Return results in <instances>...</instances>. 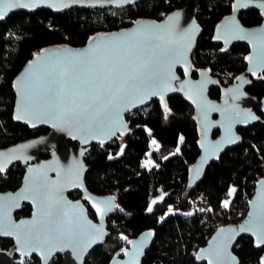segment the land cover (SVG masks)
Here are the masks:
<instances>
[{
  "label": "trees",
  "instance_id": "16d2710c",
  "mask_svg": "<svg viewBox=\"0 0 264 264\" xmlns=\"http://www.w3.org/2000/svg\"><path fill=\"white\" fill-rule=\"evenodd\" d=\"M186 5V0H141L125 7L103 4L59 12L20 9L0 21V147L49 132L46 127L30 129L15 120V80L41 51L61 45L83 47L98 34L124 30L141 19H163ZM234 12V0H200L196 12L203 31L191 56V75L198 78L200 72L207 71L216 78L217 85L210 88L215 99L248 69L249 44L239 42L224 49L213 41L219 22ZM239 16L247 27L263 22L259 9L240 11ZM178 72L186 75L184 69ZM248 92L262 98L264 79H254ZM127 120L132 126L130 133L106 145L93 144L85 157L88 189L99 195L115 193L120 204L107 222L111 238L93 248L86 264H110L114 255L146 231L155 239L141 264H198L197 251L217 229L213 220L233 187L236 199L241 200L244 192L252 195L257 181L264 177V122L241 127L242 144L225 149L192 187L190 171L200 158L202 134L198 112L186 95L176 93L164 102L154 99L131 112ZM218 135L215 131L213 136ZM24 173L23 164L0 172V192L18 189ZM200 191L205 195L203 205L197 207L195 197ZM70 195L78 199L82 194ZM161 195L163 199L156 200ZM22 208L18 217L31 214L29 204ZM92 216L96 217L93 212ZM1 242L5 249L13 245L9 239ZM234 252L241 264H259L264 248H256L246 236L236 242ZM62 259L59 254L50 264H62ZM13 263L42 264L38 256Z\"/></svg>",
  "mask_w": 264,
  "mask_h": 264
},
{
  "label": "water",
  "instance_id": "95a60500",
  "mask_svg": "<svg viewBox=\"0 0 264 264\" xmlns=\"http://www.w3.org/2000/svg\"><path fill=\"white\" fill-rule=\"evenodd\" d=\"M139 1L141 0H13L14 6H8L4 18L0 21L20 9L30 12L50 9L59 12L70 7L103 4L125 7L135 5ZM186 2L185 7L170 12L163 19H141L124 30L98 34L83 47L73 45L50 47L41 51L18 74L15 80L18 98L15 120L30 129L46 127L49 132L38 138L21 140L6 148L0 147V167H3L1 173L7 172L16 164L25 166L20 187L16 190L0 192V218L3 220V227H0V264H14L15 261L19 262L31 256H38L42 264H50V261L59 254L63 256L62 264H86V258L93 248L103 245L111 238V230L107 222L120 207L118 195L115 193L99 195L88 189L86 178L89 164L85 161V157L93 144L106 145L120 138L121 135L130 133L132 126L127 117L141 106L150 104L154 99L164 102L167 97L178 93L186 95L197 110L202 134L199 141L201 154L190 171L189 183L192 187L199 183L209 163L219 161L225 149L242 144L238 129L260 121L256 108L264 111V97L259 100L247 91L246 86L250 84L252 76L256 77L264 72V56H261V52L264 51V0H234L236 12L226 16L215 28L213 41L224 45V49L231 48L239 42L249 44L251 48L247 71L239 76L237 82L223 88L219 99L210 95V88L218 83L216 78L207 71L200 72L198 78H193L191 75V56L197 40L202 35L203 27L196 13L200 0H186ZM249 8L261 10L263 22L258 26L247 27L241 21L239 12L247 11ZM169 17L172 19L169 20ZM161 27L170 30L176 40L186 43L187 50L182 56L167 60L161 67L164 78L151 90L141 93L142 98L131 97L127 102V108L120 106L119 115L103 130L85 132L75 123L50 120L36 112L30 103L25 101L22 93L26 94L31 88L35 75L43 76L72 59V54L95 47L98 43L101 48L113 46L121 43L114 40V37L138 30L143 33L158 32ZM179 69L185 70L184 77L179 74ZM215 131L219 133L217 138L213 137ZM40 180L47 182L54 194L56 206L64 208L70 216L79 220V231L76 234L49 239L47 229L42 223L47 219L45 215L47 209L41 208L34 192V184ZM262 182L264 177L255 185V194L244 221L217 228L206 245L197 251L196 255L201 257L197 258L198 264H236V262L241 264L234 247L242 237H251L256 248L264 247V243L257 242L260 229L254 226L253 217L250 216V213L264 204ZM71 192H80L82 195L78 199H73ZM25 204L32 207L31 214L18 217ZM92 212L96 217L92 216ZM242 227L251 230L240 231ZM221 229L224 231H220ZM28 232H39L43 243L38 246L27 239ZM3 239L13 241V245L5 249L2 247ZM154 239V235L149 231L138 235L125 249L114 255L110 264H141ZM262 261L264 254L260 264Z\"/></svg>",
  "mask_w": 264,
  "mask_h": 264
},
{
  "label": "snow or ice",
  "instance_id": "6c2138e0",
  "mask_svg": "<svg viewBox=\"0 0 264 264\" xmlns=\"http://www.w3.org/2000/svg\"><path fill=\"white\" fill-rule=\"evenodd\" d=\"M8 6H14L13 0H0V19L4 18ZM113 39L121 43L104 48L98 43L95 47L72 54V59L43 76L35 75L31 88L26 94L22 93L25 101L50 120L75 123L85 132L103 130L119 115L120 106L127 108L131 97L142 98L141 93L159 83L164 78L162 65L171 58L182 56L188 47L164 27L158 32L138 30ZM261 56H264V51ZM2 171L3 167H0ZM34 192L41 208L47 209V219L42 223L49 239L74 235L79 231V220L56 206L54 194L46 181H36ZM227 206L228 201H225L224 207ZM250 216L254 226L260 229L257 242L264 243V204ZM0 227H3L2 218ZM26 237L38 246L43 243L39 232H28Z\"/></svg>",
  "mask_w": 264,
  "mask_h": 264
},
{
  "label": "built area",
  "instance_id": "2783aa9c",
  "mask_svg": "<svg viewBox=\"0 0 264 264\" xmlns=\"http://www.w3.org/2000/svg\"><path fill=\"white\" fill-rule=\"evenodd\" d=\"M255 190L253 191L252 195L244 192V196L241 200L236 199L235 192L229 195L226 198V201H228V206L224 207L223 210L220 211L213 220L216 228L223 227L225 225H234L244 221L245 217L248 215L249 205L253 199L252 197L255 194ZM204 195L205 193L200 191V193L195 197V204L197 207L203 205ZM110 219L111 217L108 220Z\"/></svg>",
  "mask_w": 264,
  "mask_h": 264
},
{
  "label": "flooded vegetation",
  "instance_id": "af4514ba",
  "mask_svg": "<svg viewBox=\"0 0 264 264\" xmlns=\"http://www.w3.org/2000/svg\"><path fill=\"white\" fill-rule=\"evenodd\" d=\"M264 79V72H261V73H259L256 77H251V80H250V84L252 83V81L254 80V79ZM237 82V81H236ZM234 84V83H233ZM250 84L248 85V86H246V89H247V91H248V87H250ZM231 85V84H230ZM229 86V85H228ZM227 86V87H228ZM224 88H226V87H224ZM223 91V90H222ZM222 91H221V93H220V97H221V95H222ZM219 97V98H220ZM263 97H264V95L262 96V98H259V100H262L263 99ZM218 98V99H219ZM258 98V97H257ZM256 113L259 115V117H260V121L259 122H264V111H262V110H260V109H257L256 108ZM239 130V129H238ZM219 136V135H218ZM217 136V137H218ZM214 137V136H213ZM217 137H214V138H217ZM262 248H264V247H262ZM263 254H264V252H263ZM259 264H260V262H259Z\"/></svg>",
  "mask_w": 264,
  "mask_h": 264
},
{
  "label": "rangeland",
  "instance_id": "374dc122",
  "mask_svg": "<svg viewBox=\"0 0 264 264\" xmlns=\"http://www.w3.org/2000/svg\"><path fill=\"white\" fill-rule=\"evenodd\" d=\"M38 55H39V54H38ZM38 55H37V56H38ZM233 189H235V190H236V188H234V187H233ZM233 189H232V190H233ZM233 192H234V191H231V194H233ZM229 195H230V194H229ZM161 198H162V197H161V196H159L158 198H156V200H158V201H159Z\"/></svg>",
  "mask_w": 264,
  "mask_h": 264
},
{
  "label": "crops",
  "instance_id": "0c3cea01",
  "mask_svg": "<svg viewBox=\"0 0 264 264\" xmlns=\"http://www.w3.org/2000/svg\"><path fill=\"white\" fill-rule=\"evenodd\" d=\"M161 197H162L161 199H163L164 195H161ZM161 199H160V200H161Z\"/></svg>",
  "mask_w": 264,
  "mask_h": 264
}]
</instances>
